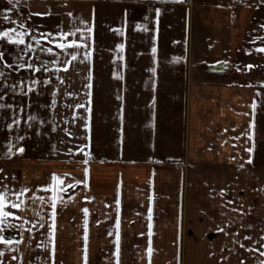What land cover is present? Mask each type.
Masks as SVG:
<instances>
[{"label": "crops", "instance_id": "crops-1", "mask_svg": "<svg viewBox=\"0 0 264 264\" xmlns=\"http://www.w3.org/2000/svg\"><path fill=\"white\" fill-rule=\"evenodd\" d=\"M13 1L16 6L11 12L4 8L8 0H0V31H24L18 27L22 21L29 32L25 44H32L34 50L26 54L28 60L21 51L25 45L0 40L4 53L0 71L5 73L0 78V103L11 106L0 109V191L7 186L12 202H16L12 193L29 191L21 197L26 205L20 210L4 209L14 216L6 218L7 227L0 224L5 229L0 235L14 242L0 243L4 253L0 264H84L85 219L87 264H115L117 233L120 264H149L150 242L151 264H258L264 260V84L255 87L247 78L234 77L227 65L224 69L213 65L216 69L201 73L185 62L184 71L178 72L179 59L185 58V52L191 54L189 47L163 49L161 53L172 55V60L148 61L146 55L151 53L146 41L142 46L133 44L138 35L142 38L143 30L137 34L132 13L120 14L124 24L118 44L123 49H118L108 68L113 83L110 131L98 106L104 100L99 87L108 84L107 68L96 60L102 0ZM4 14L18 23L5 21ZM81 21L92 28L91 38L84 41L89 47L82 50L91 56L81 63V54L69 66L64 61L70 57L40 33L55 36L61 30H84ZM140 26L145 27V21ZM79 39L78 33L65 42ZM48 47L53 48L52 55L40 50ZM41 55L48 60L42 61ZM42 62L48 70L41 68ZM28 63L41 70L16 67ZM65 67L67 71L62 70ZM34 79L40 83L33 85ZM45 80L49 83H42ZM184 80L180 96L170 93L175 81ZM159 83L163 86L157 100L153 94ZM28 87L35 91L28 92ZM29 116L37 119L29 120ZM17 119L18 125L13 123ZM21 136L23 140L17 139ZM8 144L13 145L10 158L2 155ZM20 147L24 152L17 154ZM85 152L90 154L86 164ZM53 174L65 185L82 183L60 193L65 203L55 209V235L50 241L53 218L48 198L55 193L40 189L52 183ZM33 195L48 202H33ZM85 208L87 217L82 212ZM37 211L43 215V227L37 223Z\"/></svg>", "mask_w": 264, "mask_h": 264}, {"label": "rangeland", "instance_id": "rangeland-1", "mask_svg": "<svg viewBox=\"0 0 264 264\" xmlns=\"http://www.w3.org/2000/svg\"><path fill=\"white\" fill-rule=\"evenodd\" d=\"M15 4L14 1L13 4L4 3V8L11 9L12 12ZM101 4L104 10L101 9L99 14L101 21L98 25L102 36L98 38L97 46L100 47V54L97 55L96 60L107 68L105 78L109 85L106 82L99 87V92L100 90L103 92L100 95L104 100L99 102L98 106L105 112L104 116L101 112L99 115L105 125L108 124L110 131L113 124L111 101L113 83L112 70L108 68H111L112 62L117 58L118 47H113L114 43L120 45L118 44L121 38L120 32H113V27L117 26L116 29L123 27L124 19L120 18V14L124 16L125 13H132L137 25L145 21L148 30L142 31L143 35L140 38L139 35L137 36L139 29L136 27L137 42L133 44L142 46L146 41L151 53L146 55L148 61L149 58L154 62L166 61L168 58L170 60L172 55L161 53L168 47L178 45L177 47H184L186 50L189 47L191 54L187 55L185 52V58L179 59L178 72L184 71L182 64L185 65V62L192 64V70L201 73H208L213 65L218 66L217 69L227 65L230 69L229 73L234 77L247 78L250 85L255 87L264 84V52L257 51L258 48H264V27H262L264 0H183L180 3L172 0H102ZM2 5L0 3V9ZM155 9L161 10L158 18ZM119 18L121 22L118 21ZM153 48L156 49L154 54ZM23 56L31 60L29 56ZM142 56L145 58L144 55ZM132 57L134 59L136 56L132 55ZM139 58L137 57L136 60L139 61ZM173 58L177 60L176 57ZM41 60L48 59L41 55ZM248 65L253 67L248 69L246 67ZM184 81H175L169 89L170 93L175 95L179 93L180 96L185 91L186 80ZM162 86L163 83H159L157 91H154L157 93L153 94L157 95V100L160 99L158 94ZM25 104L32 105L31 102ZM157 104L159 106L160 102L158 101ZM44 114L46 115L42 111L41 115Z\"/></svg>", "mask_w": 264, "mask_h": 264}, {"label": "snow or ice", "instance_id": "snow-or-ice-1", "mask_svg": "<svg viewBox=\"0 0 264 264\" xmlns=\"http://www.w3.org/2000/svg\"><path fill=\"white\" fill-rule=\"evenodd\" d=\"M172 2L180 3V2H183V0H172ZM8 3L9 4H13V0H8ZM6 11H11V9L6 10ZM155 12H156V15H157V18H158L160 16V14H161V10L160 9H155ZM69 15H71V14H69ZM3 19L5 21H10L13 24H17L18 23L16 20H10V17L7 14L3 15ZM81 23L85 24V29L84 30H82L80 28H76V29L68 31V32H64L63 30H61L55 36L52 33H40V36L44 40L48 41L49 43L54 44V46L56 48H59L62 53H66L70 57V60L64 61V63L68 64L69 66H70V64L72 62L77 61L78 56L81 55V54H83V59L80 60L81 63H83L86 60H88L90 58V56H91V52L90 51L89 52H82V50H84V49L89 47V45L87 43H85L84 41L89 40L91 38L90 34L92 33V28L91 27H87V23L84 22V21H81ZM157 23H158V20H157ZM18 27L20 29H23L24 31L18 32L16 28H11V29L0 31V40H6L7 43L14 44V45H16L18 47L20 45H25V48L21 49V51L24 52V54L26 55L28 52H31V51L34 50L33 49V45L32 44H25L24 36L29 34L28 29L25 27V24L21 21V22H19ZM262 27H264V26H262ZM137 28L139 30H143V31H147L148 30L146 27H143V26H140V25H138ZM85 30L88 33V35H85ZM114 31H117L118 33L120 32L119 29H115ZM78 33H79V37H80L79 41L78 40H72L71 42H67V43L65 42V41L68 40V37H76ZM13 34H15V35H13ZM50 37L52 38L51 40L49 39ZM32 39L35 40V44L37 46H40V40L39 39H36L35 36H33ZM117 47H118V49H121V50L123 49V45H118ZM40 50L43 51V52H46L49 55L53 54V48L52 47L40 48ZM155 51H156V49L153 48L152 49L153 54L155 53ZM257 51L264 52V48H258ZM22 58L23 57H20V59H22ZM3 60H4V53L2 51H0V62H3ZM56 62L57 61L54 59L53 63H56ZM2 66L3 67H8V68H12L13 67V65H2ZM16 67L17 68L31 69L33 72H38V71L41 70V68H43L44 70H48L46 62H42L41 68H37V67H35V65H33L31 63H28L26 65L25 64H17ZM246 67L248 69H251L253 66L252 65H248ZM58 70H60V69H58ZM62 70L67 71L68 68L65 67ZM150 71L154 72L155 69H151ZM4 77H5L4 71H0V78H4ZM89 79H91V77H89ZM61 82H63V81H61ZM37 83H40V81H37L35 79L32 80V84L33 85H35ZM42 83L47 84V83H49V81L45 80ZM15 87H16L15 85L12 86L13 91H15ZM86 87H88L90 89L91 88V84L86 85ZM27 91L28 92H33V91H35V89L33 87H28ZM21 94H26V93L22 92ZM0 99H3V97H0ZM5 107H9L10 108L11 106L0 103V109H4ZM77 107H84V105H78ZM250 107L254 111L255 108H256L255 102L252 105H250ZM20 110L23 111V109H20ZM89 111H90V109H89ZM28 119L29 120H36L37 118L35 116H29ZM13 123L18 125L20 123V121L17 119V120H14ZM7 127L11 128L12 125L9 124ZM253 127H254L253 124L249 125L250 129L253 128ZM17 139L23 140L24 137H22V136L21 137H17ZM248 139H250V140L252 139V135L251 134L248 135ZM12 147H13L12 144H8L7 145V149L8 150L6 152H4L2 155H4L5 157H9L10 158L14 154L12 152ZM81 151H83V149H81ZM247 151L251 152L252 149H247ZM23 152H24V149L22 147L17 149V154L18 153H23ZM84 155L86 157V159L84 160V163L86 164L88 162V158H90V154L85 152ZM248 163H251V160H249ZM0 171H2V170H0ZM85 171L87 172V170H85ZM51 181H52V183L49 186L42 187L40 189L41 191H53L55 193L54 196L48 198V200L51 201L50 207H51L52 211H51L50 215L53 218V223L49 226V240L50 241L53 240L54 235H55V223H54L55 216H56L55 209H56L58 203H65L64 197L62 195H60V193H66L68 191V189L74 188L77 184L82 183L81 181H75L74 183H69V184L65 185L64 180L61 177L57 176L56 174L52 175ZM9 191L10 190L7 189V186H4V190L0 191V224H4L5 227L8 226V225H6V218L9 217V216H14V213H12L10 211H5L4 209L6 207L10 206L12 209L20 210L22 205H26V201L21 199V197L24 196V194L26 192H28L29 190L28 189H21L19 192L12 193V195H14L16 197V202H12V201L8 200ZM30 199L33 202L38 200L41 205H44L45 203L48 202L45 199V197H43V196L37 197V196L33 195ZM68 199L71 200L72 197L69 196ZM117 203H119V201H117ZM82 212L85 214V217H87L88 209L87 208L82 209ZM149 212H151V209L149 210ZM35 215L37 217H39V220L37 221V223L40 224V227H43L44 226V224L42 223L43 215L39 211H37L35 213ZM14 218L22 219L19 216H15ZM148 219L151 220V215H149ZM25 223H28V221H25ZM12 227H15V226L13 225ZM20 227L23 228V224H21ZM32 227L35 228L36 224H33ZM84 227H85V235L83 237V240L85 241V247H84V249L82 251L84 253V255H83L84 264H87V240H88V236H87V219H85V221H84ZM116 228L119 229V221H117V223H116ZM149 228H151V225H149ZM4 230H5L4 228H0V233H3ZM28 231L31 232L32 229L29 228ZM221 231H222V229H221ZM111 234L112 233L110 232L109 235H111ZM151 234L152 233L150 232L149 235H151ZM246 239H250V238L246 237ZM262 239H264V238H262ZM13 242L14 241L12 239H8L7 237H5L3 235H0V243L11 245ZM15 243H20V241L17 240V241H15ZM114 243L116 245L115 252L113 253V255L115 257V264H120V261H119L120 236H119L118 233L116 235V239H115ZM38 246H41V245H38ZM241 246H243V245H241ZM53 251H54V249H53ZM153 251H154V249H152L151 242H150V246L147 249V253H146L147 257H148L149 264H151V257H152ZM3 255H4V253L0 252V256H3ZM261 255H264V253H261ZM13 259H16V257H13ZM258 264H264V260L259 261Z\"/></svg>", "mask_w": 264, "mask_h": 264}, {"label": "trees", "instance_id": "trees-1", "mask_svg": "<svg viewBox=\"0 0 264 264\" xmlns=\"http://www.w3.org/2000/svg\"><path fill=\"white\" fill-rule=\"evenodd\" d=\"M212 69H216V68H215V67H211V70H212Z\"/></svg>", "mask_w": 264, "mask_h": 264}, {"label": "water", "instance_id": "water-1", "mask_svg": "<svg viewBox=\"0 0 264 264\" xmlns=\"http://www.w3.org/2000/svg\"><path fill=\"white\" fill-rule=\"evenodd\" d=\"M221 69H224V66H223V67H221Z\"/></svg>", "mask_w": 264, "mask_h": 264}]
</instances>
